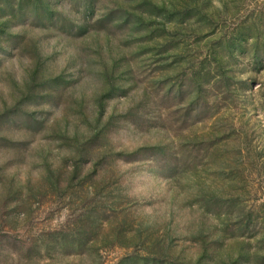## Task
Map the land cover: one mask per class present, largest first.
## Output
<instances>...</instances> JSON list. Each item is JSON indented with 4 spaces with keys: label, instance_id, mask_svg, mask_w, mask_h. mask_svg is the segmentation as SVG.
<instances>
[{
    "label": "rangeland",
    "instance_id": "1",
    "mask_svg": "<svg viewBox=\"0 0 264 264\" xmlns=\"http://www.w3.org/2000/svg\"><path fill=\"white\" fill-rule=\"evenodd\" d=\"M0 264H264V0H0Z\"/></svg>",
    "mask_w": 264,
    "mask_h": 264
}]
</instances>
